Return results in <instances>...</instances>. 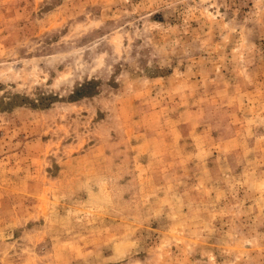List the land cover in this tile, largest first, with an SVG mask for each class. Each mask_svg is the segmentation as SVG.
Returning a JSON list of instances; mask_svg holds the SVG:
<instances>
[{"label": "rangeland", "instance_id": "rangeland-1", "mask_svg": "<svg viewBox=\"0 0 264 264\" xmlns=\"http://www.w3.org/2000/svg\"><path fill=\"white\" fill-rule=\"evenodd\" d=\"M0 264H264V0H0Z\"/></svg>", "mask_w": 264, "mask_h": 264}]
</instances>
